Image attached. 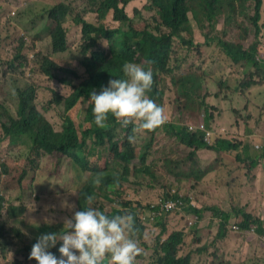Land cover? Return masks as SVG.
<instances>
[{"label":"rangeland","instance_id":"374dc122","mask_svg":"<svg viewBox=\"0 0 264 264\" xmlns=\"http://www.w3.org/2000/svg\"><path fill=\"white\" fill-rule=\"evenodd\" d=\"M60 2L70 7L64 22L69 48L55 52L51 42L55 22L47 16L50 9ZM149 3L151 0H131L126 6L136 26L159 23L156 10L144 8ZM89 9L87 0H0V166L9 159L20 161L16 175L10 179L6 177L1 185L6 202L0 219V264H36L34 259H29L31 244L39 235L57 231L54 223L62 228L63 221L80 208L78 200L88 185L100 186V182H95L98 179L95 169L81 172L70 156L36 153L27 137H5L2 129L8 112L17 114V91L24 86L34 90L37 108L55 129H62L65 106L63 102L58 104L55 101V91L67 96L73 90L71 84L78 81L63 69L81 70L76 59L82 36L81 25L74 18L80 14L97 21L95 12ZM252 10L251 5L247 14H252ZM12 12L16 15L12 16ZM247 14L239 13L231 18L229 11L225 10L215 18V30L205 17L200 22L193 20L194 42L187 47L181 39H176L171 51V65L174 73L189 72L194 76L199 85L193 93L205 97L207 103L214 106L211 129L207 131L210 134H206L208 142L213 143L217 135L230 138L240 144L243 154L248 152L253 157H260L263 164L251 170L248 164H245L246 168H238L233 153L207 148L199 149L197 155L191 157V148L167 134L163 125L173 122L201 128L203 123L206 127L205 110L198 108V101L179 97L168 75L160 85L163 90L161 99L155 101L164 109L165 122L153 135L150 131L134 132L135 139L131 140L138 151L151 142L146 166L140 163L138 156L133 160L131 172L120 180L113 193H107L106 197L97 189V195H92L91 206L104 212L119 208L126 200L138 201L142 205L138 210L142 233L139 229L131 233L142 249L135 264L155 263L160 256V242L177 231L184 234L180 255L192 251L195 264H264L263 237L252 230H241L239 218H233L224 238L217 241L218 222L208 210L210 206H218L224 211L239 207L264 219V84L251 86L252 99H249L245 84L253 83L252 62H235L223 44L218 45V39H223L249 47L254 40V32ZM106 20L111 27L119 25L111 13ZM261 23L262 43L258 59L263 63L264 0ZM45 58H51L60 65L52 76L41 70ZM87 105V102L80 101L68 112L78 129L86 124ZM126 133V128L119 124L116 139L124 138ZM88 143L91 151L88 160L92 168L104 169L107 163H110L107 172L119 168L111 164L113 155L107 144L95 145L91 140ZM195 160L201 167L210 169L207 177L198 182L185 175L195 167ZM147 166L151 172L146 170ZM234 176L237 178L235 181ZM228 182H232L231 191L227 187ZM172 196L190 200L203 210L202 218L195 222V215L183 208L163 213L157 217L158 220H152L153 211L147 206H157ZM231 198L235 199L234 203H231ZM10 206L25 207V212L17 219L10 218ZM163 228L166 229L164 235ZM56 255H60L58 251Z\"/></svg>","mask_w":264,"mask_h":264},{"label":"trees","instance_id":"16d2710c","mask_svg":"<svg viewBox=\"0 0 264 264\" xmlns=\"http://www.w3.org/2000/svg\"><path fill=\"white\" fill-rule=\"evenodd\" d=\"M90 11L95 12L97 21H91L77 14L74 21L81 25V39L79 43V52L76 55L78 66L81 68L63 70L71 73L77 82L71 84L73 90L67 96H62L55 91V101L58 104L64 103L65 116L61 130L55 129L49 119L37 108L34 102V90L30 86L19 88L17 114L13 115L8 112L7 120L2 124L5 137H27L31 144V149L40 154L53 155L56 157L70 156L72 160L80 165L83 172L95 169L96 176L100 181V186L95 187L93 184L87 186L78 204L80 208L88 207L86 197L97 195L98 189L107 193H113L120 180L125 179L126 175L131 172L133 160L139 156L140 163L146 166V160L149 155L151 142L142 146V151H138L130 136H134L132 126L126 128L124 138H117V126L119 123L110 114L104 127H98L92 119L90 94L95 89L99 91L106 86L108 81L113 77L122 76V65L126 61L140 63L143 66L150 67L153 72V84L148 95L154 101L160 100L163 90L161 84L170 75V81L173 82L174 88L179 97L196 102L199 109H204L206 114V128H211V120L214 117V106L209 105L206 98L199 97L193 93L199 85L198 81L189 72L178 74L174 73V67L171 65V51L176 39H181L184 46L193 44V20L200 22L201 18H207L210 21L212 29L217 26V16L228 10L230 16L239 13L247 14L250 6H253L252 14H247L253 24L254 40L248 48L242 44H236L231 41L218 39V45L223 44L226 52L235 62L245 61L252 62L251 70L252 82L245 85L246 88L255 85L264 84V60L258 59L261 48L262 34V5L263 0H151V3L145 5V9L156 10L159 16V23L152 26L148 23L143 26H136L134 19L127 13L126 6L131 0H87ZM69 5L58 3L55 8L50 9L47 16L54 20L55 25L51 31V42L55 52H64L69 48L67 41V31L64 27L66 16L69 13ZM112 14L113 20L117 21V27H111L106 20L108 14ZM140 13V12H139ZM210 40V38H207ZM151 61V63H149ZM60 68V65L51 58H45L41 70L52 76L53 71ZM63 99V101L61 100ZM80 101L87 102L85 111L86 124L78 129L74 119L68 114ZM160 127V126H159ZM157 127L156 129H158ZM166 133L174 137L177 141L191 148L190 156L197 155L201 148L212 149L217 152L233 153L235 160L238 161V168L251 170L259 164L260 157H253L248 152L242 153L240 144L230 138L216 136L213 143L205 139L206 129L188 125L169 122L163 125ZM156 129L150 131L153 135ZM92 144H107L108 150L112 152V163L119 168L112 172H107L108 165L104 169L92 168L88 160L89 150ZM248 149V148H246ZM246 154V155H245ZM20 161L12 159L4 161L0 166V219L3 217V206L5 197L1 190L3 180L13 178L19 168ZM180 165V164H178ZM241 165V167H239ZM189 174L196 182L207 177L210 169L201 167L200 162L195 160ZM113 168V165L111 166ZM151 172L149 167H146ZM233 180H237L234 176ZM18 182H21L19 177ZM227 187L231 191L232 182H228ZM189 206L187 210L195 214L199 219L202 218L203 210L195 208L190 201L185 200ZM235 199L231 198V203ZM142 205L138 201H122L119 208L111 212H105L108 215L130 213L134 220V230L139 229L142 233L143 227L139 221L138 210ZM213 214V218L218 222V231L216 240L224 238L227 233V227L231 219L239 218V227L243 231L252 229L264 238V219L256 217L243 208L234 207L231 211H224L218 206L208 207ZM104 211V210H102ZM25 212V207L10 206L8 215L10 218L17 219ZM54 228L58 231L61 226L54 223ZM166 233L163 228L162 234ZM184 242V234L180 231L173 232L159 245L160 256L155 263L151 264H192L193 252L180 255L181 246ZM50 249L57 254L59 244ZM32 245V244H31ZM31 250V247L30 249ZM104 264H108L105 261Z\"/></svg>","mask_w":264,"mask_h":264},{"label":"clouds","instance_id":"9594fccd","mask_svg":"<svg viewBox=\"0 0 264 264\" xmlns=\"http://www.w3.org/2000/svg\"><path fill=\"white\" fill-rule=\"evenodd\" d=\"M11 15H16V12ZM152 84L153 72L150 67L146 68L133 61L124 62L122 76L111 78L106 86L99 91L93 89L90 94L94 123L98 127H104L110 114L121 127L131 125L133 132H148L161 126L165 122L164 109L148 95ZM129 139H135V136H130ZM79 170L83 172L80 168ZM95 182L100 181L97 179ZM172 197L181 198L183 208L189 206L185 201L187 199ZM86 201L89 206L79 208L71 217L66 218L60 230L46 232L36 238L31 246L29 259H34L36 264H104L105 260L108 264H135L142 249L138 240L131 235L134 232L132 214L110 216L91 206L92 196L86 197ZM190 204L197 208L191 201ZM147 209L153 211L151 219L158 220L159 216L154 214L158 208L149 205ZM194 217L199 219L196 215L193 219ZM58 242H61L59 256L50 251Z\"/></svg>","mask_w":264,"mask_h":264},{"label":"built area","instance_id":"2783aa9c","mask_svg":"<svg viewBox=\"0 0 264 264\" xmlns=\"http://www.w3.org/2000/svg\"><path fill=\"white\" fill-rule=\"evenodd\" d=\"M200 126L202 128H205L203 123ZM208 130H210V129H206V134H210L209 132H207ZM205 139H206V141H208L209 137H207V135H205ZM183 207H184L183 200L181 198H174V197L166 198V199L162 200V202L157 204V206H153V208H158V211L154 213L156 216L162 215V212H172V211H176V210H181ZM193 220L196 221L197 218L194 217ZM190 224H193V222H191Z\"/></svg>","mask_w":264,"mask_h":264},{"label":"crops","instance_id":"0c3cea01","mask_svg":"<svg viewBox=\"0 0 264 264\" xmlns=\"http://www.w3.org/2000/svg\"><path fill=\"white\" fill-rule=\"evenodd\" d=\"M252 86H253V85H252ZM251 91H252V88H251V86H250V87L247 88V91H246L247 95L249 96V99H252ZM226 154H230V153L226 152ZM259 164L262 166L263 163H259ZM261 166H260V167H261ZM260 167H259V168H260ZM259 173H260V169L257 170V172H256L257 177L259 176ZM263 176H264V175H263ZM263 176H261V177H263ZM192 264H195V259H194V258L192 259Z\"/></svg>","mask_w":264,"mask_h":264}]
</instances>
